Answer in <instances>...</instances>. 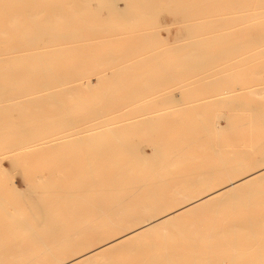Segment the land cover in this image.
Returning <instances> with one entry per match:
<instances>
[{"label": "bare ground", "instance_id": "bare-ground-1", "mask_svg": "<svg viewBox=\"0 0 264 264\" xmlns=\"http://www.w3.org/2000/svg\"><path fill=\"white\" fill-rule=\"evenodd\" d=\"M98 1L100 0H95V3L93 4H97ZM166 1L179 3L183 2L184 0ZM123 2L125 1L123 0ZM89 3L90 0H0V64L3 63V65L1 64V66H4L5 63H13L18 64L19 66H25L24 69L19 71L17 70L16 74L20 72L19 74H17L20 77H18L19 80L21 79V77L22 79L23 77H25V83L28 81V87L26 88L25 92L26 95L20 94L19 90H17L18 93H10V91L6 90L5 88L7 87V82H3L5 80V74L0 75V101L4 102V104H6L5 102L10 103L9 105H7L8 103L3 106L2 104L0 105L2 106L0 107V151L4 152V158L0 159V264H15L10 260H24L28 258L39 259L35 263L28 261L19 264H49L48 262H43V260L46 259V256L48 255H51L52 260H55V262L51 264H84L90 261L94 263L93 259L99 258L100 261L101 256L111 254L112 252L121 249L128 252L136 251L141 254H147L150 251L153 253V255H158L159 257L160 255H164L166 257L183 256L179 254L188 247L190 249H194L195 242L192 244L189 243L188 245L178 244L172 246L171 248H168L167 246L159 248V246H156L155 244L151 247L145 245L131 247V245L136 240L142 239L150 233H157V235H162L161 233L164 234V232H166V230L172 224L182 218H187L191 215L194 216L198 211L210 209L217 210L215 209L217 206H221L220 208H222V206L227 205L238 206L245 204L238 199L241 193L247 188H253L257 186L262 180H264V143H260V150L254 156L255 160L251 162L256 167H254L253 169L248 167V170H250L251 173H249L250 171H246L248 174L244 175L242 171L246 161H242L239 158L233 160L232 158L236 156L243 157L245 156V154H240L239 152L232 151L227 152L226 150H224L225 147L222 145L223 142H215V140H213L212 138L208 142L207 135L210 134L209 129L207 127L201 128L199 125L195 126L197 124L196 122H194L189 127L188 131L190 133L184 130L187 134L182 135L177 143L185 144L186 146L190 147V149L192 148L194 150H196L195 148L199 146L201 147V157H203L204 155L207 156L208 153L212 152L213 156H215V158H218V160L215 158L212 161H210V159L205 161L199 160L197 158V152H195L191 158V168L187 167L185 169L177 167L173 169L176 161L170 158L169 154L166 153V151L169 150V148L176 147V142H171L170 139L161 136L155 138L156 141H152V137H150V135H148L146 132V127L149 126L150 128H152V122L154 118L153 116H151V114H153L154 111L150 112L146 109V107L143 108L136 106L137 108H135L134 106L129 105L132 103H130V101L136 100L139 97L141 99L147 98L153 92H156V96H154L155 94H153L154 97H149V99H151L150 102L152 101L154 102V104H156V101H158L159 103V101L169 98L170 93L172 94L177 91H181V95L183 97L185 95H183V92L186 91L189 87H187V85L185 87L181 85V87L174 89V86L171 87V90L167 89V92H162V94H159L164 84L166 86V84L172 81L171 79L177 78V73L175 72L176 68L175 70H169L165 73L152 74L148 71L153 70L152 68H154L155 66L153 65L150 66V70L146 69L147 71L141 73V71L144 70V67L149 65L148 63L152 61L158 62L167 60L166 56L164 57L165 54L167 55L165 49H163L165 51V54L162 53L161 50L160 52L162 55L158 52L159 56L155 55V57H153L151 54L152 51L150 50V54L152 57H149V55L147 58L145 56H142L141 59L137 58L138 64H141V62H146L148 64L147 65L145 63V66H143L142 68L139 67L138 69V66L135 67V65H137V62L134 59H129L128 62H130V60L134 61H131L132 63H123L125 65H121L122 62H125L129 57H131L130 52H132V55L134 54V48L132 49V51H129L127 49L123 51L120 50L124 49V45L120 46L119 50H115L116 52L111 49L112 52H106V54H102L101 56L99 55L101 54L102 48L100 50H98V48L95 49L96 52H94L93 50L94 53H91V51H89L90 47L88 45L92 43L90 42V40L92 39L88 38V36H91V34L92 36L96 34L99 35L100 33H102V30H106L107 33V28L109 30L110 27L106 28L107 25L103 26V24L100 23L106 20L105 18H102L103 16L100 17L92 15V13L89 14ZM126 4L124 6L125 8L123 12H120L117 8L111 11V13H115H112V15H115L118 23L119 20L120 22H125L126 20L129 24H131L141 17L147 16V18L151 17L157 19L158 17L162 16V14L159 13L160 6L158 0H129L128 2H126ZM107 5L109 4L107 3ZM107 5L106 8L109 7ZM110 6L112 5L110 4ZM188 6L189 7H187L185 11H183L184 14L182 13L183 17L179 18V20L187 22L183 27V30L191 32V35L192 31H199L208 27H210V29H216L217 31V29H225L232 26V28H234V30L236 31V35H241L240 38L234 39V46H256L264 42V22L261 21L262 18H264V0H196L194 4H190ZM139 8L143 9L144 12H142ZM145 11H148V13ZM231 12H233V14ZM112 15L111 17H113ZM179 20L174 19V21L177 23H179ZM192 20L196 21L193 22ZM127 22H125L126 24L124 23V26H126V28H128ZM175 22L173 24H175ZM110 24L111 26L113 25L112 28L113 31H116L115 34L120 33L119 29L122 27L120 26L121 23L119 25L120 27L116 25L115 20ZM150 24V22L144 24V32L137 35L136 41L146 42L154 40V43L156 41H159L160 43H165L164 40L169 41L172 34V29L170 28V26L166 24L168 26L166 29L167 37L163 39V36L159 32V30L151 32L146 31L156 27L151 26ZM114 25L116 26V28H118V31L117 29L114 30ZM98 29L101 30L96 32V34L95 32H90L88 34V30L96 31ZM113 33L114 32H112V34ZM206 33H209V31ZM104 34L105 33H103V36ZM225 34L228 35V33ZM199 35H201V33ZM211 35L209 36L210 38ZM92 36L91 38H93ZM106 36H108V34ZM221 36L222 35L220 34V36L216 37L220 44L222 43V40H224ZM109 38H112V36ZM219 38L222 40L219 41ZM101 39L93 40V42L97 40L100 41ZM107 39H105L106 42ZM101 41L102 42H99V44H104L103 39ZM187 43H184V45ZM142 45L143 43L140 45V48L142 49L141 52L149 50L148 48L145 50L144 45V48L142 47ZM170 46H172V44ZM260 46H262V44ZM165 47L166 46H164V48ZM225 47L227 46L225 45ZM175 48H177V51L181 50V48H178L177 45L173 49H170V52L175 51ZM107 49L108 48L106 47L105 50ZM137 49H135V51ZM216 49H218V47ZM97 51H100L98 56L96 54ZM261 51L264 50L262 49ZM170 52L169 54L171 55ZM191 52V54L196 53V51L194 50H191ZM189 54L190 52L188 51V55ZM258 55H264V52ZM182 58L187 59L189 58V56H182ZM174 60H176V58ZM196 60H198V58H196L195 61ZM211 61L216 60L211 58ZM239 61L237 60L236 62L239 63ZM233 62L231 64L235 63ZM252 62L254 61H250L248 63L253 64ZM68 63H71V65L74 66L71 70L67 68ZM115 64L118 66H116ZM160 64H162L163 66V62H160L159 65ZM231 64L230 66H232ZM246 64L247 63L245 62V66ZM71 65L69 67H71ZM259 65L261 67V64ZM255 67L254 69H251L253 70L252 72H254ZM155 68L157 67L155 66ZM138 71L140 73H138ZM90 72H92V74L94 73L97 76V79L95 78L96 84L101 83V87L102 84H110V89H103L104 91L102 90V92L99 94L100 91L96 89V87L94 88V86L96 85L92 82L93 80L91 81L89 79L91 74ZM262 72H264V69L258 72V75L261 76L262 74H264ZM206 75H203L204 79L205 77L208 78ZM251 76H253V73ZM71 78H79V82H81L77 84V86L72 85V87H69V85H71L72 83L68 85L66 82ZM182 78L179 75V79L181 80ZM223 78H225L224 75ZM182 80L185 79L183 78ZM182 80L179 82H182ZM1 83H4L5 86L4 84L1 85ZM68 83H70V81H68ZM186 83L189 84L190 82ZM232 83L234 84V82ZM17 84L19 83H16V85ZM65 84L68 85L69 88H65ZM132 84H137L138 87L134 88ZM172 85H174V83H172ZM2 86L4 87L2 88ZM18 86L21 85H17L16 89H18ZM131 86L133 88H131ZM228 87L225 88H231ZM238 87L242 88L241 85ZM34 88H40V91L37 90L39 93H31V89ZM57 88L60 89L58 90ZM80 88L86 90L88 89V92L89 90L94 88L90 93L95 92L96 95L97 93L99 94L96 104L90 106L80 105L78 107L67 106V101L70 100V97L75 94L73 92ZM159 88L161 89L160 91H158ZM167 88L170 87L167 86ZM13 89H15V87ZM95 89L96 91H98L96 92ZM163 89L166 90V88L164 87ZM190 89L193 90L195 89V87ZM226 89L220 87V90ZM47 90L51 91L48 92ZM203 90L204 88L202 89V91ZM45 91H47V93ZM207 91L208 90H206V92ZM228 91L224 93L220 91L219 93H217V95H220L221 93V96H216L218 99L214 101H230L231 97L226 96L230 93ZM216 92L218 91L216 90ZM238 92L239 91H237V93ZM35 93L36 95H34ZM215 93L213 92L214 95H216ZM81 94L83 95V90ZM254 94L260 95L263 98L264 86L258 87L253 91V94L250 95L253 96ZM30 95H32L33 97H30ZM240 95L242 96V94ZM25 96H28V99ZM246 97L247 96H245L243 99H245ZM258 97L255 96V98ZM22 98H24L25 100ZM81 98L82 96L79 97V100ZM120 98L121 100L125 101V103L123 101L122 103L121 100L120 103L118 102V100L117 102L121 105H117L116 107L114 103L117 99ZM255 98L251 99L254 100ZM262 98L256 100L261 101ZM172 99L174 101L176 100V98ZM90 100H93L92 95ZM244 101L245 100H243V102ZM140 102L135 103L141 104V106H143L142 104H144V102H149V100L144 101L143 103ZM169 102L166 101V103H168L166 104L167 107L169 105ZM191 102H193V100ZM126 103L129 104L127 105ZM123 104L125 105L123 106ZM132 104L134 105V103ZM186 105L188 104L186 103ZM148 106H150V104H148ZM151 106L154 105L151 104ZM166 106L164 108H167ZM192 106L191 108L193 110V113L195 112L194 110L198 108H204L198 105H195L193 107ZM227 106L228 105H226V108ZM127 107L129 109L135 108L143 110H141L140 113H132L124 110V108L127 109ZM188 107L186 106V109ZM10 109L16 110L15 112H17V110H20V112H23L26 119L17 120L16 118L18 115L13 112L9 113L8 110ZM77 109L80 111H82L83 109L90 111H87V113L85 112L84 114L81 112L80 114H77ZM115 109L119 110L122 113H118L119 111ZM188 109L191 111L190 108ZM169 110H173V108H170ZM174 110L175 112H177L176 109ZM164 111V113L169 112L166 110ZM259 111L260 112L257 113L258 118L255 123V130L263 134L261 137L264 140V99L261 101ZM157 112L155 111V117L160 114L159 112L157 114ZM184 112L181 113L183 114ZM181 113L178 115L181 116ZM92 117H97V119H92ZM162 117H164V115ZM220 118L218 117L217 120L216 118H213L212 120L209 119L210 122H213L215 126L214 134H218L223 130ZM86 119L88 120L87 126L84 124L85 127L82 126L80 130L78 129V131L71 134L64 133L62 135H58L60 133L66 132L67 130H69V128L77 129L76 127L80 126V124H82V122H84ZM167 119L164 118V121L167 122H164V124H159V127H164L172 123ZM158 120L156 121L158 122ZM11 126H15V128H9ZM155 126L157 127L158 123L155 124ZM97 128L103 129H101L100 131ZM153 129H155V127L152 128V130ZM212 130L213 128L211 127V131ZM98 138L102 140L108 138L111 143L100 145V142H98V144L95 146V150L98 151L97 155H93L92 157L82 155L84 158L83 160L81 159V161H83L86 166L84 168L77 169L76 175L81 173L82 177L80 180H83L78 185L71 184L70 186L69 183H67L64 186L58 187L54 184L55 180L53 181L54 170L51 172L50 177H46L41 171H38L33 177V179L37 180V182L44 183L45 186H48V190L45 192V200L42 204L45 209H39V205H34L35 203L31 202L27 195H25V193L18 190L13 182H8L9 178L7 177L8 175L5 171V166L3 163L5 158L12 159V163H14V161H16V157L19 158L20 156L24 155H34L37 153L46 152L48 153L46 156L52 159L49 162L48 167H54L56 165L60 169H64V171L66 172L69 171V169L70 171H74L76 170V168L75 166H72V163L74 162L75 158L79 159L81 154H77V152L65 153L63 151L60 153H55V150L58 149L59 145H65V143L70 144L69 142H85L88 140L96 141ZM222 156H229V160L221 158ZM63 160H66L67 164L65 162H62ZM251 163H249L250 167H253ZM114 166L115 168H113ZM58 167L56 168V170L58 169ZM96 170L100 171V173H98V176H95L97 174L95 173ZM197 174H200L203 177H196ZM179 179L183 181V183H176V181ZM49 181H53L52 184H49ZM102 181L105 183V185L102 183ZM99 185H103V188L107 189L106 198H95L90 195V190L96 188ZM113 188L115 189V195L114 193H110V189L113 190ZM121 192L123 194H121ZM32 198L30 199L32 200ZM254 203L264 205V200L261 199V201L259 200V202ZM13 209H18L19 213H13ZM87 213L92 214L94 221H102L103 223L94 226L91 233L87 231L88 225L85 224V221L87 222V219L85 218V216H87ZM249 214L250 213H248V215ZM262 223L264 224V217L260 216L249 215L242 218L241 220L239 218H235L226 227L220 229V236L217 237L218 243L226 242L227 244L231 245V250L237 251L238 247L236 242L239 240H237L236 238H238L241 234H244L247 237L250 235L254 236L255 228L262 225ZM80 225L82 226V229L84 228V230H86L82 233H78L76 238L74 237L67 242L63 240V237L58 240V238L61 236H68L70 229L76 228V226ZM251 226H254L252 228L254 232L251 231ZM16 230H19L20 232L17 233ZM191 235L192 237L196 236V240L198 239V237L203 236L202 234L198 236L197 232H192ZM49 237H53L55 238V240L49 239ZM89 237L91 239L98 240V243L86 247L85 245L88 243L87 240ZM211 237L212 235L208 230L206 232L204 231V239H209ZM234 238L237 241H235ZM242 239L240 241L241 243ZM245 239H243V241ZM239 243L238 246L241 244ZM61 245L62 247L64 245L65 248H72L74 250L80 249L82 247L86 248L83 249L84 252L82 250L83 253H81L80 255L72 259H67L62 258V254L66 250L64 248H61ZM35 255H38L37 258L31 257ZM94 261L95 263H98V260L97 262L96 260ZM157 261L155 260L154 263H157ZM154 263L152 262V264ZM140 264L145 263L142 262ZM213 264H219L218 258H214Z\"/></svg>", "mask_w": 264, "mask_h": 264}, {"label": "rangeland", "instance_id": "rangeland-1", "mask_svg": "<svg viewBox=\"0 0 264 264\" xmlns=\"http://www.w3.org/2000/svg\"><path fill=\"white\" fill-rule=\"evenodd\" d=\"M124 1L125 2H123V0H100V1L97 2V4L94 5L93 3H95V0H90V3L88 5V9L90 10L89 14L92 13V15H95V16H100V17L103 16L102 18L106 19L105 20L106 22L105 21L100 22L101 24H103V26L107 25L106 28L107 27L112 28L113 25L111 26L110 23L111 22L113 23L114 20H115L116 25L119 26L120 23H121L120 26L125 27V28L121 27L119 29L120 33H117V34H115L116 31H113V28L112 29L109 28V30L107 28V33H106V30L105 31L102 30V33L99 34L101 37L96 34V32H98L101 29H98L96 31L88 30L89 31V32L87 31L88 34L90 32L91 33L95 32V34H96V35H94L95 37L92 36V34H91V36L93 38H91L90 35L88 36V38L92 39V40H90V42H92V43H90V45H88L90 47L89 51H91V53H94V52H96L95 49L99 48L98 50H100L102 48L101 49V54L99 55V56H101L102 54H106V52L111 51V49L114 50V52H116L117 50H119L120 46H124V45H125L124 49H120V50L123 51V50L127 49L129 51H132V49L134 48L133 49L134 50V52H133L134 54L132 55V52H130L131 57H129L128 60H126L125 62L121 63V65H125V64L130 63L131 61H133V60H130V62H128L129 59H134L137 62V60L141 59L142 56H145L146 58L149 55H150L149 57H152V56L155 57V55L159 56V54H161V52L162 53L165 52L163 50V49H165L167 55L164 53L165 54L164 57L166 56L168 61L167 60H162V61H158V62L152 61V62L148 63L149 65L145 62L148 66L144 67V70H142L141 73L147 71L148 69L150 70V66H153V65H155L157 68H155V66H154V68L151 67L153 70L148 71V72L149 73L151 72L152 74H161V73L168 72L169 70H175V68H176L175 72L177 73V78L178 79L177 78H173L171 80L173 81V80L177 79L178 81L177 80H176L177 82L176 81H173V82L171 81L168 84H166V86L164 84L162 86V88L160 86V88L163 91L159 88L158 91L161 90V92H159V94L160 93L162 94V92L163 93L167 92L168 91L167 89L171 90L172 89L171 87H174V86H175L174 89L178 88V87H181V85L184 86V87L187 85V87H189V88H187L186 91L183 92V95L185 94L183 97L181 95L182 94L181 91H179L180 93L178 91L175 92V93H172V94L170 93L169 94V98H166V99H169V100H166V99L165 100H161V101H159L160 104L156 100H155L156 104H154V102H152V101L150 102L151 99H149V97L153 98L154 96H156V94H155L156 92L151 93L150 96L148 95L149 97H147V98L141 99L139 97L136 100L130 101V103L132 102V103H134V105L131 103L129 106L132 105L135 108H137V107H143V108L146 107V109L148 111H150V112L154 111L153 114H151V116H153V118H154V120L152 122L153 123L152 128L155 127V129L152 130V128H150L149 126L146 127V132H147L148 135H150V137H152V141H156L155 138H157L158 136H161V137H166V138L170 139L171 142H176V144H175L176 147L169 148V150L166 151V153L169 154V157L176 161V164L173 167V169L177 168V167L185 168V169L187 167L191 168L192 167L191 158H192V155L195 152H197V158L199 160H204L205 161V160L210 159V161H212L215 158V156H213L212 152L208 153L207 156L204 155L203 157H201L202 156V154L200 152L201 151V147L198 146V147L195 148L196 150H194L192 148L190 149V147L186 146L185 144L177 143L182 135L187 134L186 132L190 133L188 131L189 127L194 122H196L197 124L195 126L199 125L201 128H204V127L206 128L207 127L209 129L210 134L207 135L208 142L212 138L213 140H215V142L216 141L223 142L222 145L225 147L224 150H226L227 152L228 151H232V152H239L240 154H245V156H243V157L242 156H236V157H233L232 159L234 160V159H238L239 158L242 161H246V163H245L246 166L244 165L242 173L244 175L248 174L247 172L250 171V170H248L249 168L253 169L254 167H256L251 162L255 160L254 156L260 150V148H259L260 143L261 144L264 143V140L261 137L263 134L261 132H258L257 130H255V123H256V120L258 118L257 117V113L260 112L259 111V106L261 104V101L264 99V97L262 98V96L255 95V94L253 96L250 95V94H253V91L255 89H257L258 87L264 86V74H262L264 72L261 73L262 74L261 76L258 75V72H260L261 70L264 69V55H258V54H261V53L264 52V51H261L262 49L264 50V42H262V43H260L259 45H256V46H248V47H241L240 46V47H236V46H234V44H235L234 39L235 38H240L241 35L240 34H239V36L236 35V31L234 30V28H232V26H230L229 28H225V29H217V31H216V29H210V27H208L209 29L205 28V29H202V30H199V31H192V35H191V32H187V31L183 30V27L186 25L187 22L180 21L179 18L183 17L182 13L184 14L183 11H185V9L187 7H189L188 5L194 4V2L196 0H184L183 2H179V3H177V2L176 3L175 2H173V3L172 2H167L166 0L165 1L164 0H158L159 6H160L159 13L162 14L161 17H158L157 19L156 18H151V17L147 18V16L146 17H141V18L137 19L134 22L131 21L132 22L131 24H129L125 20V22L128 23L127 24L128 28H126V26H124L126 23L124 21H122V20H121L122 22H120V20H119V23H118L117 20H116L115 15H112L113 12L111 13V11H113V9L115 10L116 8L120 12H123V10L125 8L124 7L125 4L129 0H124ZM104 2H106V3H104ZM107 3L109 5H107ZM167 3H168V5H167ZM110 4L112 6H110ZM106 5L109 6V7L106 8ZM140 10L142 12H144L143 9H140ZM173 11H174V13H173ZM230 11H232V10H230ZM230 11H228V12H230ZM145 12L148 13V11H145ZM231 13L233 14V12H231ZM113 14H115V13H113ZM234 14H235V12H234ZM111 15L113 17H111ZM164 15H165V17H164ZM107 17H109L110 19L107 18ZM174 19H178L179 23L175 22ZM263 19L264 18H262V20L261 19L260 20L264 22ZM192 21L195 22L196 20H192ZM148 22L151 23L150 24L151 26H156V27L153 28V29L146 30V31L151 32V31L159 30V32L163 36V39H165V37H167L166 36L167 35V30L166 29H167L168 26H170V28L172 29V34H171V37H170L169 41L164 40L165 43H163V42L160 43L159 41H156L155 42L156 44L154 43V40H150L151 42L150 41H146V40H145L146 42L136 41L137 40V35L139 33H143L144 32L143 31L144 27H145L144 24L148 23ZM158 22H161V23H158ZM174 22H175V24H173ZM109 24H110V26H109ZM161 24H164V25H161ZM116 29L118 31V28H116V26H115L114 30H116ZM177 29H179V30H177ZM205 30H207V31H205ZM122 31H123V33H122ZM208 31H209V33H206ZM108 32H110V33H108ZM112 32H114V33L112 34ZM103 33H105L104 36H103ZM200 33H201V35H199ZM225 33H228V35L225 34ZM107 34H108V36H106ZM181 34H182V36H181ZM209 34L211 35V38L209 37L210 36ZM220 34L222 35L221 37H223L222 39H224V40H222V39H220L221 37L219 38V41L222 40L221 44L216 39V37L220 36ZM111 36H112V38H109ZM197 36L200 37V38H198ZM101 38L103 39V43H104V44L101 43L102 45L99 44V42H102ZM104 38L105 39L108 38L110 41L107 39V42H106ZM175 38H177V39H175ZM206 38H208V39H206ZM96 39H101V40L100 41L97 40V41L93 42V40H96ZM207 40H209V41H207ZM113 41H114V43H113ZM182 41H183V43H182ZM110 42L113 43V44H111ZM152 42H153V44H152ZM215 42H216V44H215ZM94 43H96V44H94ZM142 43H143L145 48L143 47V45H142V47L145 50L147 48L149 50L141 52L142 49L140 48L141 47L140 45ZM146 43H149V44H152V45H149V44H146ZM184 43H187V44L184 45ZM209 43H210V45H209ZM212 43L215 44V45H213ZM128 44H129V46H128ZM171 44H172V46H170ZM261 44H262V46H260ZM131 45H132V47H131ZM136 45H138V46H136ZM167 45H168V47H167ZM174 45L175 46L178 45V48H181V50L177 51V48H175V51H171L170 52V49H173L175 47ZM225 45L227 47H225ZM164 46H166V47L164 48ZM216 46L218 47V49H216L217 48ZM106 47L109 49V50L107 49L108 51L105 50ZM155 47H156V49H155ZM210 47H212L213 49L210 48ZM135 49H137V50L135 51ZM93 50H94V52H93ZM160 50H161V52H160ZM168 50L171 53V55L169 54ZM191 50L196 51V53L191 54L192 53ZM223 50H224V52H223ZM188 51L190 52L189 55H188ZM150 52H151L152 56H151ZM158 52H159V54H158ZM228 52H229V54H228ZM99 53H100V51H97V53H96L97 56H98ZM217 53H218V57H217ZM133 56H135V57H133ZM182 56H189V58L184 59V58H182ZM242 57H243V59H242ZM173 58L174 59L176 58V60H174ZM196 58H198V60L195 61ZM200 58H202V59H200ZM211 58H213L216 61H211ZM240 58H241V60H240ZM179 59H181V60H179ZM258 59H260V60H258ZM221 60H222V63H221ZM235 60L236 61L240 60V61L238 63ZM247 61L248 62L254 61V62H252L253 64H251V63H248ZM259 61H261V62H259ZM160 62L161 63L163 62V66H162V64H160L161 66L159 65ZM232 62L234 64H231ZM245 62L247 63L246 66H245ZM123 63H125V64H123ZM145 63L141 62V64H138V62H137V65H135V67L138 66L137 69L139 67L142 68L143 66H145ZM156 63H158V64H156ZM1 64L3 65V63H1ZM1 64H0V69H1L0 70V72H1L0 75L5 74V76H4L5 80L3 82H5V83L7 82V84H6L7 87H5L6 90H9L10 93H14V92L18 93L17 90H19L20 94L26 95L25 92H26V88L28 87L27 86L28 85V83H27L28 81L26 80L27 82L25 83V81H24L25 77H23V79L21 77V79L19 80L20 77L17 74H19L20 72H18L16 74L17 70L18 71L22 70V69L25 68V66H19L18 64H13V63H8V64L5 63L4 66H1ZM213 64H214L215 67L213 66ZM230 64L232 66H230ZM239 64L241 65V67H240ZM259 64H261V67H260ZM70 65H71V63H68L67 68L69 70H71L72 67H74L72 65H71V67H69ZM116 66H118V65H116ZM204 66H206V67H204ZM253 66L254 67L257 66V67H255V70H256L257 73L254 70L255 74H254V72H252L253 70H251V69H254ZM202 67H203V69H202ZM114 68H115V66H114ZM197 68H200V69H197ZM90 73L91 74H90V78L89 79L91 81L93 80L92 82L96 85V86H94V88L96 87V89H98L100 91L99 94L102 92L103 89L104 90L108 89V88L110 89V86H111L110 84L107 85V83H105V85L107 87L104 84H102V87H101L100 86L101 83L96 84L97 76L94 73L92 74V72H90ZM138 73H140V72L138 71ZM186 73L189 74V75H187ZM200 73H202V74H200ZM206 73H207V75H206ZM252 73H253V76H251ZM204 74L208 78H206L204 76L205 77V79H204L203 78ZM249 74H250V76H249ZM179 75H180L181 78L183 76V78L185 80H182L183 79L182 78L181 79L182 82H179V81H181L179 79ZM223 75H224V77L226 79L223 78ZM256 75H258V76H256ZM13 78H14V83H13ZM255 78H256V80H255ZM79 80H80L79 78H71V79L67 80L66 83L68 85L72 83L71 85H69V87H72V85L73 86L74 85L77 86V84H79L81 82V81L79 82ZM20 81H21V83H20ZM23 81H24V83H23ZM68 81H70V83H68ZM185 81L186 82H190V83L188 84ZM191 81H192V83H191ZM232 82H234V84ZM16 83H19L17 85H21L22 87L18 86V89H16L17 88ZM73 83H75V84H73ZM172 83H174V85H172ZM176 83H178V84H176ZM229 83H232V84H229ZM235 83L237 84V86H236ZM3 84L1 83V85H3ZM24 84H26V85H24ZM12 85L15 87L16 90L13 89L14 87ZM68 85L65 84L64 87L66 86L65 88H69ZM132 85L134 86V88L138 87L137 84H132ZM222 85H224V86L226 85L225 86L226 88L228 86H230L231 88L230 87H228V88H230L231 90L230 89H226ZM240 85L242 86V88L238 87ZM4 86H5V84H4ZM4 86H2V88ZM8 86H11V87H8ZM167 86H169L170 88H167ZM196 86H199V87H196ZM253 86H255L256 88L253 87ZM163 87L166 88V90L163 89ZM194 87H195L196 91L198 90L197 92L195 91V89H193V90L190 89V88H194ZM220 87L223 88V89H226L227 91L229 90L228 92H230V93L227 94L226 96L227 97L228 96L231 97L230 101H228V102L227 101H221V102L220 101H214V100L218 99L216 96H218L219 94L217 95V93H219L220 91L223 92V93L227 92L226 90H220ZM244 87L245 88L247 87L246 88L247 90ZM94 88H92V89H94ZM131 88H133V87L131 86ZM203 88H204L205 92H204V90L202 91ZM57 89L59 90L60 88H57ZM96 89H95V91H96ZM189 89H190V91H189ZM32 90H34V91H32ZM37 90L40 91V88L39 89H36V88L31 89L30 92L31 93L32 92H38ZM51 90H47V91L50 92ZM82 90H83V95L81 94ZM87 90L83 89V88H80V89H77L76 91H74L73 93H75V94L72 95V97H70L71 99L67 101L66 105L67 106H72V107L73 106L74 107H78L80 105H88V106H90V105L96 104L97 98L99 97V94L97 93V95H96L95 92L92 91L93 93H90L91 90H89V92ZM206 90H208V91L206 92ZM216 90L218 92H216ZM248 90H250L251 92L248 91ZM47 91H45V92L47 93ZM237 91H239V92L237 93ZM118 92H120V91H118ZM121 92H122V90H121ZM188 92H189V94H188ZM192 92H194V93H192ZM213 92L214 93L216 92L215 93L216 95H214ZM248 92H249V94H248ZM85 93H86V97L87 98L85 97ZM119 94H122V93H119ZM153 94H155V95L153 96ZM159 94H157V95H159ZM179 94L181 95L183 100L181 99ZM240 94H242V96ZM32 95H30V97ZM34 95H36V93ZM37 95H40V94H37ZM80 95L82 96V98H81L82 100L81 99L79 100V97H81ZM91 95L93 96V100H90ZM186 95H188V96H186ZM213 95H214V97H213ZM83 96H84V100H83ZM89 96H90V98H89ZM208 96H210V97H208ZM219 96H221V93H220ZM222 96H224V95H222ZM243 96L244 97L247 96L246 97L247 100H246V98L243 99L244 98ZM248 96H249V98H248ZM255 96H257V97L259 96V97L255 98ZM25 97H27V99H28V96H25ZM241 97H243V98H241ZM24 98H22V99H24ZM172 98H174V99L176 98V100L174 101ZM184 98H186L188 100H186ZM195 98L196 99L198 98V99L196 100ZM239 98L241 100L242 99L245 100L246 102L245 101L243 102V100L241 102V100ZM251 98H255V99L252 100ZM259 98H262V100L258 101ZM144 99H147V100H144ZM189 99H191V100H189ZM256 99H258V100H256ZM65 100H66V98H65ZM120 100H121V98L117 99L115 101L114 105H116V107H117V105L118 106L121 105V104L118 103V102H120ZM141 100H144V101H148L149 100L150 103L146 102L147 103L146 104L144 101H141ZM192 100H193L194 104H193V102H191ZM122 101L123 100H121V102ZM166 101L167 102L171 101V102H169L168 107L166 106V104H168V103H166ZM185 101H186V103L188 105H186ZM123 102L125 103V101H123ZM135 102H140V103L144 102L145 106H144V104H142L143 106H141V104H138V103H135ZM178 102H180V103H178ZM5 103L7 104L8 102H5ZM161 103H163V104H161ZM183 103H185V104H183ZM190 103H192L193 106H195V105L197 106L198 105V106H200V107L202 106L204 108H198V109L194 110L195 111L194 112L195 114H194L193 110L191 108L192 104H190ZM1 104H2V106L6 105V104H4V102L0 101V105ZM9 104L10 103H8L7 105H9ZM126 104L128 105L129 103H126ZM148 104H150V106H148ZM151 104L154 105V106H151ZM223 104H225V105H223ZM124 105L125 104H123V106ZM222 105H223V107H222ZM226 105H228L227 108H226ZM2 106H0V107H2ZM165 106L167 108H169V109L170 108L171 109L173 108V110L176 109L177 112H175V110L173 111V110H169L167 108H164ZM186 106L187 107L190 106L188 108H190L191 111L188 108L186 109ZM208 106H209V108H208ZM135 108H132V109L130 108L129 109L127 107V109L124 108V110L125 111L127 110L128 112H132V113H140L141 110H143V109H135ZM181 108H183L184 110L181 109ZM11 110L12 109L8 110V112L9 113L13 112V113L17 114L18 115L17 118H16L17 120L26 119V117L24 116L23 112H20V110H17V112H15L16 110H12V111ZM83 110L80 111V110L77 109L76 113L80 114V112H81V113L84 114L85 112L87 113V111H90V110H85V109H83ZM115 110H117V109H115ZM124 110H123V112H124ZM164 110L169 111V112L164 113L165 112ZM117 111H119V110H117ZM155 111L156 112L158 111L160 113L159 115H157L158 119L160 118L159 119L160 121L157 119V117H155V115H156ZM158 112H157V114H158ZM181 112H184V113L182 114ZM118 113H122V112L119 111ZM180 113H181V116L178 115ZM215 113H217V114H215ZM249 113H250V118H249ZM163 115H164V117H162ZM214 115H215V117H214ZM176 116H178V117H176ZM218 117L219 118L221 117L220 118V122H221V124L223 126V130L221 132H219L218 134H214L215 126H214L213 122H210V120H212L213 118H216V120H217ZM164 118L165 119L169 118L167 120H170L172 123L170 125H166L164 127H159V124H161V123L164 124V122H167V121H164ZM92 119L96 120L97 117H92ZM156 120H158V122ZM85 121L82 122V124H80L81 127L78 126L79 128L76 127L77 129L69 128V130H67L66 132L60 133L58 135H62L64 133H66V134L70 133L71 134L73 132L78 131V129L80 130L82 128V126H84V127H85V125L87 126L88 120L86 119ZM157 123H158V126L156 127L155 124H157ZM223 123H224V125H223ZM208 124L213 128L212 131H211V127ZM249 125H250V129L253 128L252 130L249 129ZM28 127H30V126H28ZM9 128H15V126H13V127L11 126ZM139 128H140V126H139ZM184 128H186V129H184ZM97 129L101 131V129H103V128H101V129L97 128ZM98 142H100L99 143L100 145H106V144L111 143V141L108 140V138H106L104 140L98 138L96 141H89V140L85 141V142L84 141L83 142H79V141L77 142L76 141V142H69L70 144L65 143L66 146L65 145H59L58 146V149L55 150V153H60V152L63 151L65 153H68V152L76 153L77 152V154H81L79 159L75 158L74 162L72 163V166H75V168H76V170H74V171H70V169H69V171L66 172V171H64V169H60L56 165L54 167H48L49 166V162L52 159L50 157L46 156L48 154L46 152L45 153H37V154H34V155H24V153H25V150H24V153H23L24 156H20L21 159H20V157L19 158L16 157V159H15L16 161H14V163H12V159L5 158L3 163H4V166H5V171L7 172V175H8L7 177L9 178L8 182L9 181L13 182L18 190H20L23 193H25V195H27L29 200L31 202L35 203L34 205H39V207H38L39 209H41V208L45 209V207L42 206V204H43V202L45 200V196H46L45 192L48 190V186H45L44 183L37 182V180L33 179V177L36 175V173L38 171H41L46 177H50L51 172L54 170V179H53V181L55 180L54 184L57 185L58 187L59 186H64L67 183H69L70 186H71V184L72 185H78L83 180H80L81 177H82L81 173L76 175L77 169L84 168L86 166V164L83 161H81V159L83 160V158H84L83 156L92 157L93 155H97L98 151L95 150V146L98 144ZM63 146H65V147H63ZM70 149H71V151H70ZM47 152H49V151H47ZM3 153H4L3 151H0V159L4 158V154ZM221 158L229 160V156H222ZM215 159L218 160V158H215ZM62 162H65L67 164L66 160H63ZM249 163H251V165L253 167H250ZM57 167H58V169L56 170ZM49 168H51V169H49ZM113 168H115V166ZM95 173H97L95 176H98V173H100V171L96 170ZM249 173H251V171ZM101 174H102V172H101ZM196 177H203V176L200 175V174H197ZM53 181H49L48 183L52 184ZM102 183L105 185V183L103 181H102ZM176 183L181 184V183H183V181H181L179 179V180L176 181ZM90 191H91L90 195L95 197V198H106V196H107V189H104L103 185H99V186H97L96 188H94V189H92ZM29 193H30V195H29ZM110 193L111 194L114 193V195H115V189L114 188H113V190L110 189ZM31 194H32L33 198L31 197ZM121 194H123V193L121 192ZM30 198H32V200ZM238 199L240 201L244 202L245 204L238 205V206L227 205V206H222V208H220L221 206H217L216 208L214 207L217 210H214V209L211 210L210 209V210L198 211V212L195 213L194 216L191 215V216H189L187 218H182V219L178 220L177 222H175L174 224H172L166 230V232H164V234L161 233L162 235H157V233H150V234L146 235L145 237H143L142 239L136 240L131 245V247L132 246L137 247V246H141V245L142 246L145 245V246L151 247V246H153L155 244L156 246H159V248H161L163 246H167L168 248H171L174 245H178V244L188 245L189 243L192 244V243L195 242L194 243V246H195L194 249H190L188 247L187 249H185L183 252H181L179 254V255H183V256H179L178 255L179 257H166L164 255H160V257H159L158 255H153V253L150 252V251L147 254H141V253H138L136 251L128 252V251H124V250L121 249V250H117L115 252H112L111 254H108V255H105V256H101L100 257V261H99V258L93 259V262L95 263L94 260H96V262L98 260V263H95V264H107V263L108 264H140L142 262H144L145 264H152V262L154 263V261L155 260L157 261V258H158L157 263H154V264H161V263L162 264H213L214 258L215 259L218 258L219 264H264V224L263 223L259 227L255 228L254 236L250 235V236L247 237L244 234H241V235H239L238 238H236L239 241H237L234 238L235 241H237L236 242L237 243V247H238L237 251L231 250L232 249L231 245L227 244L226 242L218 243L217 237L220 236V233H219L220 229H222L223 227H226L233 219L239 218L241 220L242 218H244L246 216H249V215L264 217V205L263 204H259V203H254V202H259V200L261 201V199L264 200V180H262L257 186H255L253 188H247L245 191H243L241 193V195L239 196ZM29 208H30V206H29ZM247 211H248V213H250L249 215H248ZM12 212L13 213H19L18 209H13ZM85 218L87 219V222L85 221V224L88 225L87 231L90 232V233L93 231L92 229H93L94 226H96L97 224H100V223L103 224L102 221H96V220L94 221L91 213H87V216H85ZM71 225H72V223H71ZM253 227L254 226H251V231L254 232V230L252 229ZM85 230H84V228L82 229L81 225L80 226H76V228L70 229V231L68 233V236H61V237L58 238V240L63 237V240H65L67 242V241L73 239L74 237L76 238L78 233H82ZM207 230L211 233L212 237L209 238V239H204V231L206 232ZM16 232L18 233L20 231L16 230ZM192 232H197L198 236L200 234H202L203 236L202 237H198V239H197L198 241H197L195 239V238H197L196 236L192 237V235H191ZM43 237H41V238H43ZM240 238L241 239L242 238L243 239L246 238V239L244 241L242 239V243H241L240 242L241 241ZM49 239H54L55 240V238H53V237H49ZM87 241H88V243L85 245L86 247L98 243V240L91 239L90 237L88 238ZM245 242H248V243H245ZM238 243L240 244L239 246H238ZM60 247L64 248L66 250L62 254V258H67V259H72V258L80 255L81 253L84 252L83 249L86 248V247H82L80 249L74 250L72 248H65L64 245H63V247H62V245ZM82 250H83V252H82ZM237 254H238V256H237ZM37 256L38 255L31 256V257L37 258ZM38 259L28 258V259H24V260H10V261L12 263H15V264L16 263L19 264V263H22V262H28V261L35 263V262H37ZM141 260H142V262H141ZM43 262H48L49 264H51V263L55 262V260H52L51 255H48V256H46V259L43 260ZM94 263H92V261H90V262L84 263V264H94Z\"/></svg>", "mask_w": 264, "mask_h": 264}]
</instances>
